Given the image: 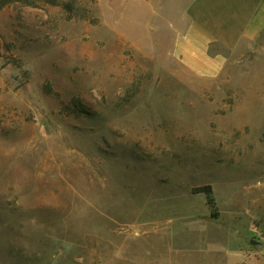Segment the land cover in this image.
<instances>
[{
    "label": "rangeland",
    "instance_id": "374dc122",
    "mask_svg": "<svg viewBox=\"0 0 264 264\" xmlns=\"http://www.w3.org/2000/svg\"><path fill=\"white\" fill-rule=\"evenodd\" d=\"M106 27L0 5V264H264V36L194 77Z\"/></svg>",
    "mask_w": 264,
    "mask_h": 264
},
{
    "label": "crops",
    "instance_id": "0c3cea01",
    "mask_svg": "<svg viewBox=\"0 0 264 264\" xmlns=\"http://www.w3.org/2000/svg\"><path fill=\"white\" fill-rule=\"evenodd\" d=\"M100 3L107 29L127 32L135 50L166 55L194 77L223 68L227 58L217 49L251 48L264 36V0H112L110 16Z\"/></svg>",
    "mask_w": 264,
    "mask_h": 264
},
{
    "label": "trees",
    "instance_id": "16d2710c",
    "mask_svg": "<svg viewBox=\"0 0 264 264\" xmlns=\"http://www.w3.org/2000/svg\"><path fill=\"white\" fill-rule=\"evenodd\" d=\"M14 1H19V0H0V5L4 6L7 5L8 3L14 2ZM201 193H204L207 198H208V204H213V198H212V190L210 186H206L201 188L200 190Z\"/></svg>",
    "mask_w": 264,
    "mask_h": 264
}]
</instances>
